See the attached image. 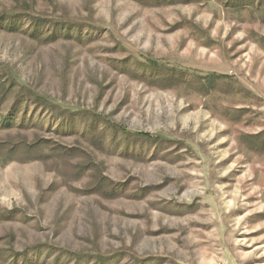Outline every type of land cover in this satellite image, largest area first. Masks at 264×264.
I'll return each mask as SVG.
<instances>
[{"label": "rangeland", "instance_id": "1", "mask_svg": "<svg viewBox=\"0 0 264 264\" xmlns=\"http://www.w3.org/2000/svg\"><path fill=\"white\" fill-rule=\"evenodd\" d=\"M0 264H264V0H0Z\"/></svg>", "mask_w": 264, "mask_h": 264}, {"label": "trees", "instance_id": "2", "mask_svg": "<svg viewBox=\"0 0 264 264\" xmlns=\"http://www.w3.org/2000/svg\"><path fill=\"white\" fill-rule=\"evenodd\" d=\"M257 134V133H256ZM256 134H254V135H256ZM252 137L251 138H254V137H256V136H253V135H251Z\"/></svg>", "mask_w": 264, "mask_h": 264}]
</instances>
